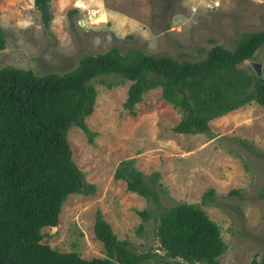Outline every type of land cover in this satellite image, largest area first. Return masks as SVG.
I'll return each instance as SVG.
<instances>
[{
  "label": "rangeland",
  "instance_id": "obj_1",
  "mask_svg": "<svg viewBox=\"0 0 264 264\" xmlns=\"http://www.w3.org/2000/svg\"><path fill=\"white\" fill-rule=\"evenodd\" d=\"M72 9L78 11L70 20ZM50 10L45 29L33 0H0L6 34L0 66L62 74L83 56L114 46L123 54L199 60L215 44L232 49L243 33L264 29V0H51ZM252 62L260 64L264 76V46L242 65ZM93 85L94 109L85 118L93 141L77 126L69 128L67 138L72 159L96 189L68 195L57 225L43 227L41 242L85 259L104 257L93 232L99 209L134 251L162 253L156 219L142 221L137 213L155 207L113 176L120 161L134 158L145 175L160 173L164 207L198 204L218 224L226 246L218 264L259 261L264 254V106L251 101L211 120L210 134H180L172 127L181 113L162 98L160 87L144 93L132 115L123 106L130 81L106 74ZM209 188L214 200L202 203Z\"/></svg>",
  "mask_w": 264,
  "mask_h": 264
},
{
  "label": "trees",
  "instance_id": "obj_2",
  "mask_svg": "<svg viewBox=\"0 0 264 264\" xmlns=\"http://www.w3.org/2000/svg\"><path fill=\"white\" fill-rule=\"evenodd\" d=\"M51 0H33L45 29L52 20ZM77 9L69 11L70 20ZM6 34L0 25V50ZM264 46V29L245 32L232 49L215 44L199 60H180L142 51L123 54L116 46L83 56L70 71L36 74L31 69L0 66V264H218L225 250L220 227L198 205L178 202L164 207L160 173L145 175L134 158L120 161L114 178L155 207L138 210L142 221L155 218L162 253L136 252L118 239L102 212H95L93 232L104 257L85 259L75 251H59L41 242L45 226L58 223L70 194H94L84 172L72 159L67 138L77 126L93 141L85 122L94 109L93 80L115 74L130 81L123 102L135 115L144 93L160 87L161 96L181 113L172 131L210 134L209 122L251 101L264 106V76L246 60ZM214 200V189L202 203ZM264 264V254L259 261Z\"/></svg>",
  "mask_w": 264,
  "mask_h": 264
},
{
  "label": "water",
  "instance_id": "obj_3",
  "mask_svg": "<svg viewBox=\"0 0 264 264\" xmlns=\"http://www.w3.org/2000/svg\"><path fill=\"white\" fill-rule=\"evenodd\" d=\"M252 67L256 70L257 73H261L259 63L252 62Z\"/></svg>",
  "mask_w": 264,
  "mask_h": 264
},
{
  "label": "bare ground",
  "instance_id": "obj_4",
  "mask_svg": "<svg viewBox=\"0 0 264 264\" xmlns=\"http://www.w3.org/2000/svg\"><path fill=\"white\" fill-rule=\"evenodd\" d=\"M77 4L82 6V4L80 2H78Z\"/></svg>",
  "mask_w": 264,
  "mask_h": 264
}]
</instances>
